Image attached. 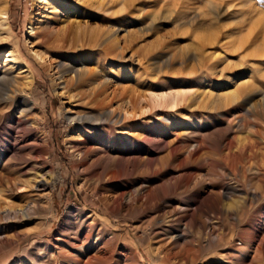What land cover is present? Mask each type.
I'll use <instances>...</instances> for the list:
<instances>
[{
	"label": "rangeland",
	"instance_id": "rangeland-1",
	"mask_svg": "<svg viewBox=\"0 0 264 264\" xmlns=\"http://www.w3.org/2000/svg\"><path fill=\"white\" fill-rule=\"evenodd\" d=\"M5 9L12 37L0 17V72L27 84L29 66L30 118L47 148L15 147L13 130L0 129V264H264V0H6ZM71 66L92 74L65 92ZM175 92L179 106L157 103ZM85 95L107 99L116 123L72 122L100 112ZM214 131L231 145L204 139ZM6 149L24 158L7 160ZM108 157L119 161L98 162ZM48 171L50 201L30 188ZM33 201L28 220L5 219Z\"/></svg>",
	"mask_w": 264,
	"mask_h": 264
},
{
	"label": "bare ground",
	"instance_id": "bare-ground-1",
	"mask_svg": "<svg viewBox=\"0 0 264 264\" xmlns=\"http://www.w3.org/2000/svg\"><path fill=\"white\" fill-rule=\"evenodd\" d=\"M5 3H6V0H0V17L5 22V26H4L5 27L4 30L6 32L5 39H6V42L9 43L12 37V33H11V29L9 28V26H7L9 16H8V12L5 9ZM32 30H35V27L33 25H32ZM64 33H66V30L64 31ZM110 55L111 54L106 53L104 59H108L107 57L110 58ZM104 59L103 58L99 60L94 59V62H97L100 64L102 60L105 61ZM59 67L61 71L63 70L61 72V77H64V74L67 72V70L65 69V67H67V64L61 63ZM25 68H26V71H28V74L23 76L22 79L25 80L27 84L24 82L21 83L20 79L18 77H14L13 73H10L9 71L0 72V107H1L0 108V129L2 128L4 130H7V129L13 130L9 134L12 137L14 136L12 140L14 141L13 144L15 147L17 146L18 142L32 141L34 145L40 144V146L42 145L43 147L47 148L46 142L36 137L34 125L32 124L33 119L30 118V115L35 111L37 107V103H36L37 98L35 99L34 97L33 88L31 87L27 89L26 87V86L30 87L33 84L34 77L32 75V72L29 66L26 65ZM67 69L73 71L75 73V76L67 78V81L65 82V87H64L65 92L71 89L70 82L73 83L76 79L80 81L82 80L83 76L87 74H92V70H90V68L88 67L76 68V67L71 66L70 68H67ZM248 89L249 88L247 85L238 86L236 87V89L226 94V98L231 101L235 100L236 98L238 99V97L244 94L245 91H247ZM184 96L185 95L183 94V92H175V93H172L171 95L156 96V101L157 103L161 105H167V106H171L174 108L181 104V101L183 100ZM83 98L86 99L85 103L92 104L91 107L89 108L99 109L100 112H97L94 109L90 113L88 114L86 113L83 116L82 114L76 115L74 118L71 119L72 122H78V123L94 122L95 124H98L100 126L116 123V120L114 118L115 111L109 110L110 107L108 105L109 103L107 99L105 98L87 99L86 95ZM204 139L209 140V142H211L213 146L221 147V146H225V144H228V146L231 145V142L226 143L227 136L224 131H214L210 134H207L204 137ZM23 150H25V148H23ZM88 151L89 150H86L85 148H80V150H78L79 158L77 160L80 163L83 162L84 166L87 164V158L89 156ZM3 153H4L5 159L7 160H18L23 157L18 151L13 152V151H8L6 149L3 151ZM167 160L164 158L161 159V161L163 162H166ZM117 161H119L117 157H113V158L108 157V158L98 159V162H102V163L106 162L109 165ZM52 172H49V177L47 178L45 176L41 177L43 178V180H45V183L43 180L35 179V182L31 186L29 185L31 189L36 190V191H44V192L48 191L49 194L46 195L47 197L43 198V199H46V201L51 200V197H52L51 195L57 183V179L55 175H53ZM36 207H40V204L38 203V201H33L30 204H26V206L21 207V208L10 207L8 210L5 211V214H4L5 219L7 220H14V219L28 220L31 217L32 213L35 211ZM7 244H8L7 238L2 237L0 234V247L2 248ZM105 259L106 258H103V257H100V258L95 257V258H91V260L89 259V261L92 263H101V262L103 263Z\"/></svg>",
	"mask_w": 264,
	"mask_h": 264
}]
</instances>
